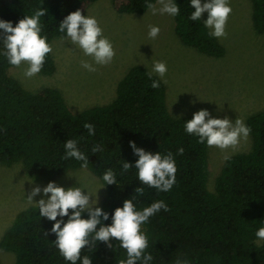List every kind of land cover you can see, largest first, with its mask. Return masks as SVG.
<instances>
[{"label": "trees", "instance_id": "16d2710c", "mask_svg": "<svg viewBox=\"0 0 264 264\" xmlns=\"http://www.w3.org/2000/svg\"><path fill=\"white\" fill-rule=\"evenodd\" d=\"M95 1L0 0V19L15 26L37 8H46L40 21L41 35L51 45L54 39L66 36L59 31V23L77 9L85 15ZM251 1L253 27L257 33H264V0ZM148 2L155 4L156 0H112L118 12L136 14L146 12ZM175 2L180 9L174 17L180 40L208 56H223L224 45L209 35L211 30L202 17L189 19L195 11L190 0ZM3 51L0 41V165L21 162L31 177L53 179L83 164L75 158H62L65 142L74 139L88 157L87 168L104 185L102 177L108 169L116 175L117 183L105 185L106 196L99 207L109 218L101 223L111 224L114 210L126 199H131L137 210L160 200L167 204L168 211L161 209L141 226L148 238L145 252L153 257L149 264H175L178 258L189 264H264V242H256V232L264 227V109L246 120L251 129V149L224 160L210 190L208 146L185 131L186 121L193 116L172 115L165 83L154 73L149 78L147 67L133 65L118 81L115 97L108 104L74 111L57 87L29 90L10 75L12 65ZM56 69L49 53L40 73L51 76ZM152 80H159L160 87L152 88ZM85 123L94 126L95 135L88 134ZM129 141L152 153L173 154L177 172L170 191L142 184L134 166L138 156ZM94 145L102 151L93 153ZM180 147L185 150L183 155L177 152ZM124 162L133 165L127 172L122 169ZM138 187L144 188L143 195L135 192ZM82 216L88 218L87 211ZM54 223L40 216L36 204L30 205L17 213L4 231L0 249L15 255L14 264H71L55 246L56 236L51 232ZM111 243L112 248L99 241L83 248L76 264H81L84 256L90 257L92 264L126 260L127 252L120 242L112 238Z\"/></svg>", "mask_w": 264, "mask_h": 264}, {"label": "rangeland", "instance_id": "374dc122", "mask_svg": "<svg viewBox=\"0 0 264 264\" xmlns=\"http://www.w3.org/2000/svg\"><path fill=\"white\" fill-rule=\"evenodd\" d=\"M229 3L232 12L226 26L227 37L218 38L225 47V54L221 57L208 56L184 44L175 31L172 16L153 15L149 9L139 14L121 13L115 9L112 0H97L87 8L85 15L98 20L103 35L112 43L115 56L110 64H95L92 57L86 56L65 36L51 43V53L57 65L53 75L39 72L27 78L23 74L26 64L19 68L11 66L8 73L29 90L57 87L71 109L80 111L111 102L118 81L133 65L141 64L151 71L153 61H163L167 73L162 81H167L164 82L167 104L172 115L193 116L195 112L207 109L213 118L227 117L233 123L239 118L246 124L251 114L264 109V33H257L253 27L251 0H229ZM201 17L205 21L208 13ZM149 25L160 28L155 39L148 36ZM81 61L92 63L97 70L88 71L82 67ZM251 146L252 137L249 135L247 141L241 139L235 151L227 149L222 152L217 147H208L210 190L215 187L224 155L246 152ZM50 181L65 189L80 187L85 194L91 193L92 199L98 197V204L94 207L99 206L106 196L102 180L88 168L72 169L53 179H36L29 175L21 162L0 165V238L17 213L46 198L41 191L29 202L31 189L36 186L42 189ZM256 242L261 244L264 239L257 238ZM0 259L1 264H14L15 255L0 249Z\"/></svg>", "mask_w": 264, "mask_h": 264}, {"label": "clouds", "instance_id": "9594fccd", "mask_svg": "<svg viewBox=\"0 0 264 264\" xmlns=\"http://www.w3.org/2000/svg\"><path fill=\"white\" fill-rule=\"evenodd\" d=\"M190 4L195 8L189 17L192 21L201 19L203 13H208V18L204 21L206 28L211 29L209 35L215 38H226V26L229 15L232 12L229 0H190ZM159 5V7H157ZM146 8L153 15L157 13L175 17L180 9L175 0H156V3H146ZM47 9L40 7L32 15H25L15 26L11 21L0 19V41L3 42V55L10 65L19 68L26 64L23 74L27 78L37 75L43 68L46 56L53 51L48 43L47 37L41 35V17L46 15ZM59 31L66 32L70 42L83 51L86 56L92 57L97 65H108L115 56V50L110 40L103 35V29L98 20L91 15H83L77 9L69 13L60 23ZM160 33L158 26L149 25L148 36L155 39ZM82 67L90 72L97 69L88 61H81ZM153 73L163 79L167 73L166 63L163 61H153L152 70L148 72L149 78ZM167 83V81H164ZM152 88H159L160 81L152 80ZM207 118V119H206ZM90 136L95 135V128L90 123L83 125ZM185 131L198 137V142L206 143L208 147H217L222 152L227 149L235 151L241 139L247 141L251 129L237 118L233 123L229 118H213L207 109H201L193 114L192 119L187 120ZM133 152L138 159L135 168L138 170V179L143 185L153 187L158 191H170L176 182L177 167L174 156L171 152L161 155L160 152L152 153L143 148L137 147L134 141H129ZM65 155L63 159L75 158L83 161L82 168H87L88 157L79 150L77 141L68 139L65 142ZM99 145H94L93 153L101 152ZM184 148H178L179 155H183ZM225 160L230 159V155L225 154ZM133 165L124 162L123 172H127ZM105 185L116 182V175L112 169H108L102 177ZM104 187V186H102ZM100 187V188H102ZM99 188V189H100ZM98 189V190H99ZM80 187H69L65 189L58 186L54 181H50L47 186L41 189L40 186L33 187L28 194L29 202L33 197L41 193L44 197L36 204L41 217H46L54 221L51 232L55 234V246L60 254L71 264H76L81 260V250L85 247H93L97 241L104 242L112 248V238L120 242V246L126 250L127 259L120 260L118 264H149L153 259L150 253L145 252L148 247V238L141 231V226L148 222L149 218L161 209L168 211V206L164 201L153 202L150 206L137 210L131 199H126L122 207H117L112 214V223L104 224L109 214L98 204V197L92 199L91 193L85 194ZM97 190V192H98ZM135 192L143 195L144 188L138 187ZM50 194V195H49ZM97 194V193H96ZM71 210V212H70ZM87 211L88 218H84L82 213ZM60 219H57V217ZM67 217V221H64ZM101 217L103 219H101ZM256 236L264 239V227L259 228ZM81 264H92L91 258L84 256ZM175 264H189L187 260L177 259Z\"/></svg>", "mask_w": 264, "mask_h": 264}]
</instances>
